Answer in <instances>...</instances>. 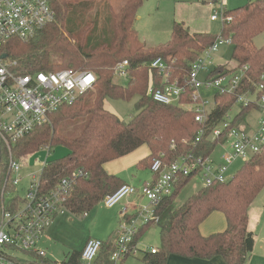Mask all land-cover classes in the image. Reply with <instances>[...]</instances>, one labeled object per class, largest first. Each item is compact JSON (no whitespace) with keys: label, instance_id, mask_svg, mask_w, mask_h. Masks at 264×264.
Here are the masks:
<instances>
[{"label":"trees","instance_id":"1","mask_svg":"<svg viewBox=\"0 0 264 264\" xmlns=\"http://www.w3.org/2000/svg\"><path fill=\"white\" fill-rule=\"evenodd\" d=\"M144 1L125 0L115 13H106L101 27V13L98 8L94 9L98 6L95 0H49L54 11L50 24L27 41L12 38L0 48V57H6L9 71L16 76L70 69L89 71L96 77L93 90L59 108L48 117V123L37 126L12 146L13 157L18 161L44 147L66 148V156L46 162L41 169L40 190L46 192L60 179L71 177L78 170L86 172L88 178L77 179L64 204L66 211L72 214L87 213L123 185L117 176L105 171L104 165L142 146L148 148L149 155L139 164H146L149 169L158 153H162L164 165L186 155L208 158L220 139L209 141L207 136L235 107L236 96L257 92L256 98H259L256 89L259 85L264 92V45L260 48L252 45L264 32V0H250L227 10L225 15L231 21L222 25L218 36L190 34L182 23L176 22L169 41L151 48L138 39L134 30L136 13ZM218 39H230L231 60L236 67L230 70L215 66L207 77L240 74V70L243 73L233 94L214 95L213 106L208 107L203 124L195 122L194 113L181 106L191 103V90L180 99V104L162 105L152 100L147 93L149 86L160 88L162 85V77L150 68L155 59L165 62L170 81L178 80L183 84L190 65ZM124 60L128 62L129 73L126 87L114 82V67ZM134 96H138L137 114L129 121L119 119L104 108L107 98L129 100ZM237 108L231 128H240L248 112L256 106ZM82 120L85 121L82 131L72 137L75 129L72 123ZM200 131L202 139L194 143ZM3 152L0 145V217L2 206L13 211L22 203V198L14 197L5 205V194L10 193L6 189L13 185L12 173L8 174L7 164L2 160ZM192 179L193 175L177 182L173 194L155 208L157 221L142 226L130 246L136 247L147 228L155 224L160 250L144 255L143 261L150 256H153L152 264H165L170 256L197 261L221 257L225 264H244L254 246V236L247 230L248 209L264 188V151L245 161L230 181L202 187L181 206H176L175 199ZM213 212L224 215L226 229L203 237L199 226ZM117 236L115 231L110 241L102 242L96 257L102 256V264H110ZM80 256L81 252L73 251L56 263L33 255L23 264H82Z\"/></svg>","mask_w":264,"mask_h":264},{"label":"built area","instance_id":"2","mask_svg":"<svg viewBox=\"0 0 264 264\" xmlns=\"http://www.w3.org/2000/svg\"><path fill=\"white\" fill-rule=\"evenodd\" d=\"M225 1H220L221 4L210 18L212 21L219 20L222 25L231 21V18L225 15L227 11ZM53 19L54 11L49 0H0V48L12 38L21 41L33 38ZM230 43V39H218L203 52L200 59L190 65L189 74L183 84L178 80L170 81V72L165 62L160 58L155 59L150 68L162 77V85L160 88L149 86L148 95L156 103L175 105L180 104V99L191 90L188 110L194 113L195 122L203 124L208 112V102L202 99L201 90L231 95L236 91L242 76L243 72L240 70V74L207 77L210 73L209 66L212 65V56L218 47ZM202 73L207 74L203 80L199 77ZM114 74L127 79L128 62L124 60L117 63ZM95 83L96 77L92 72L70 69L16 76L9 71V64L0 57V145L7 154L13 186L19 183L20 164L12 155V146L37 126L48 123V117L59 108L72 104L79 96L93 90ZM256 89L260 95L255 101L253 98L249 99L253 95L245 93L237 95L235 101L236 107L249 104L258 107L257 103L261 105L258 108L263 111V117L258 121L256 131L248 133L240 128H231L234 115L230 116V111L225 120L207 136L209 141L220 139L221 143H229L228 149L221 156V163L214 164L210 156L201 159L186 155L164 165L163 155L159 153L150 166V171L154 175L153 180L139 187L123 184L115 192L104 197L101 203L106 208H113L131 197L137 198L132 204V211L124 207L119 213L120 222L116 229L118 236L110 256L111 264H119L127 257L136 255V247L130 246L134 236L142 226L157 221L155 208L164 198L173 194L175 185L182 177L199 176L202 187L216 183L224 184L233 178V175H229L228 169L236 160L245 162L264 151L263 86L259 85ZM202 134V131L198 133L194 143L202 139ZM44 148L49 150V147ZM40 174L38 177L29 176L31 181L28 189L16 210L8 211L2 206L0 264L20 263L19 256L14 254L15 251L45 258V253L37 248L39 240L54 217L66 211L64 204L77 179L88 178L86 172L78 170L71 177L60 179L43 193L40 190ZM144 199L147 200V204L142 203ZM101 246L102 241L98 239L87 240L81 250V263L93 264ZM150 253L155 254L156 249H152Z\"/></svg>","mask_w":264,"mask_h":264},{"label":"rangeland","instance_id":"3","mask_svg":"<svg viewBox=\"0 0 264 264\" xmlns=\"http://www.w3.org/2000/svg\"><path fill=\"white\" fill-rule=\"evenodd\" d=\"M125 0H95L98 6L94 7L100 10L101 16L99 23L100 26L103 27L106 13L112 12L115 13L117 9L124 3ZM209 1V0H203ZM248 0H240L237 5H244ZM184 3L191 4L193 0H145L142 6L138 9L136 13V20L134 22V30H137L138 36L142 41H146L151 43L154 46H158L161 44H165L170 39V33L174 21V17L177 11L179 14V8ZM231 2L226 0L225 6L227 9H234L233 6H228ZM238 6V7H239ZM93 9V10H94ZM195 8L191 7L190 11L185 12L183 14H192L193 17L198 19H203L205 16V12L203 10H194ZM212 16V15H211ZM210 16V18H211ZM210 31L214 33L213 35L218 36L221 33V23L214 22L211 26ZM261 36L257 37L255 40V44L258 46L261 45L262 42ZM231 44L223 45L218 47L217 52L214 57H220L223 59V62L229 64L228 66H223L226 69H234L231 67L233 65V61L231 60ZM213 68V66H212ZM202 78V76H201ZM114 82L117 85L122 87H126L127 79L121 78L118 76H114ZM206 90H201V96L204 101L208 102V107L211 108L213 106V97L215 92L212 90H208V92H204ZM257 92L250 96L249 99L253 98L256 100ZM138 101V96H134L129 100L123 99H105L104 100V108L110 113L117 116L119 119L123 121L131 120L137 114L136 104ZM258 107L261 105L257 103ZM184 109L188 110L189 107L186 104H182ZM235 106V105H234ZM242 106V105H240ZM247 106H250L247 105ZM256 106V105H255ZM256 106V109H252L248 112L245 117V123L251 127V129L257 128L258 121L263 117V111L260 110ZM238 108L235 106L230 113V116H233L237 113ZM75 124L74 132L72 133V137H76L82 131L85 121H77ZM244 124L240 127L242 129ZM216 145L215 149L212 152V159L217 161L220 158V155L223 154L228 149V142L221 143ZM68 151L66 148L62 146H52L49 147V150L46 148H41L31 156L26 157L24 160H20V171L18 174L19 183L17 186H13L12 188L8 185L6 191H10V193L5 194V205L14 198L18 197L23 198L26 189L28 188L30 177L34 175L38 177L42 166L46 162L56 161L63 156H66ZM159 154V153H158ZM157 154V155H158ZM260 154V153H259ZM12 155L15 154L12 152ZM258 155V154H256ZM4 162L7 164V172L11 176V172L8 167V160L6 152H3ZM255 156V155H254ZM157 157V156H156ZM155 157V158H156ZM154 158V159H155ZM247 161V160H246ZM153 160L151 161V163ZM244 162L241 160L235 161L229 167V173L232 175L236 174V172L241 168ZM17 177V176H16ZM200 178L199 176L194 177L186 186L180 191L175 202L178 206L182 205V203L190 197L195 189L199 186ZM122 202V201H121ZM144 204H147V200H143ZM251 207L255 208H263L264 209V188L257 195ZM86 217H83L84 214H72L68 211H65L62 214H58L56 220L48 227L47 229V245L45 246V250L48 252V257L53 262H62L68 253L72 251L80 252L86 240L89 238H96L104 240L107 239L110 231H113L117 225L111 223L113 218L115 217V209L106 208L102 203L97 204L93 209L88 211ZM213 218L207 217L203 224H209L210 220ZM112 227V229H111ZM160 238L158 233V228L155 224L150 225L145 233L141 236V238L137 242L136 250H150L151 248H156L160 250ZM15 255L23 256V252L15 251ZM137 259H139L142 255V252L136 253ZM135 262L134 259H129L126 261V264Z\"/></svg>","mask_w":264,"mask_h":264},{"label":"crops","instance_id":"4","mask_svg":"<svg viewBox=\"0 0 264 264\" xmlns=\"http://www.w3.org/2000/svg\"><path fill=\"white\" fill-rule=\"evenodd\" d=\"M220 1L221 0H209V1L193 0V3H191V4L184 3L180 7H178V4H180V2H178L176 8H179V14H177V11H176L173 24L176 22L182 23L184 25V27L188 29L190 34L207 33V34L213 35L214 33H212V31H210L211 26L214 22H220V21L219 20L212 21L210 19V16L213 14V12L216 9H218L219 5L221 4ZM229 1L231 3L228 4V6H230L231 4H232L231 6H233V8H237L239 6L237 4H239L240 0H229ZM248 1H250V0H248ZM224 5H225V3H224ZM191 7L195 8L194 10H203L205 12L204 18L198 19L196 17H193L191 13L190 14H183L185 12L190 11ZM225 8H226V6H225ZM226 10H230V9L226 8ZM221 28H222V23H221ZM135 32H136L138 39L142 43H144V45L146 47H148V48L156 47V46L152 45L151 43L146 42L145 40L142 41L139 38L136 29H135ZM259 36L263 37L262 38L263 43L258 46L257 44H255V40ZM259 36H257L252 41V45L256 48H260L264 45V32L262 34H260ZM214 56H215V54L212 56V65L209 66V69H211L212 66L215 67V66H225V65L228 66L229 65V64L224 63L223 59L220 58L219 56L218 57L217 56L214 57ZM231 67L234 68V67H236V65L233 63V65H231ZM201 76H202V78H201ZM205 76H206L205 73H202V74H200L199 77L201 80H203L205 78ZM204 92L206 93L208 91L206 90ZM200 95H201V93H200ZM242 129L248 133H253L254 131L257 130V128L251 129V127L248 126L245 122H244V126ZM148 155H149L148 148H146V146H142V147L138 148L137 150H135L134 152H132V153H130V154H128L122 158H119V159H116V160H113V161L106 163L104 165V169L108 174L117 176L121 180L122 184L131 185L134 187H139L142 184H144L145 182L151 181L154 179V175L151 173L149 166H147L146 164H141V165L139 164V162L142 161L143 159L147 158ZM221 156H222V154L220 155V158L217 161L213 160L212 156H210V159L213 161L214 164H219V163H221L220 162ZM228 173H229V169H228ZM229 175H232V174L229 173ZM199 182H200V184L195 189L194 193L202 188V183L200 180H199ZM135 201H137V198L131 197L128 200H123L118 205L113 207L115 209V217L113 218V221H111V223L114 224L116 222L117 225L114 229H112V227H111V229L113 231H110V233H109L107 239H105V241L101 240V239H98V240H100L102 242H106V241H108V240L110 241V239H112L114 232L116 231L118 224L120 222V219H119L120 211L124 207H127L129 210L132 211V204ZM142 203H143V201H142ZM175 205L178 206L176 204V202H175ZM113 208H111V209H113ZM57 216L58 215H56L54 217L51 224L56 220ZM211 216H213V218L210 220L209 224H203V222H202L199 226V232L203 237H208V236L213 235V234L222 233L226 229V219L222 213L213 212L208 217H211ZM83 217H86V216L83 215ZM47 229H46L44 235L42 236V238L39 240V242L37 244V248L45 253L46 259H49L48 252L45 250V246L47 245ZM247 230L249 232H251L254 236V246H253V250H252L250 256L248 257V259L246 260V262L244 264H264V209L263 208H255V207L253 208L251 206L249 207ZM89 239H96V238H89ZM85 243H84V245H85ZM84 245H83V247H84ZM136 247H137V245H136ZM82 248H81V250H82ZM152 249H156V248H151L150 250H136L138 252V254H139V252H142V255L139 259H137L138 255L129 256L126 259H124L123 261H121L119 264H126V261H128L129 259H132V260L134 259V261H135V262H132L129 264H152L151 259L153 256H150L149 260L143 261L144 255H151L150 251ZM156 251H158V250L156 249ZM22 255L26 256V257L19 256V260H20L21 264H23V262L29 261L31 259V256L33 257V255H35V254L23 253ZM101 259H102V256L99 255V257L93 263L94 264H102ZM50 261H52V260H50ZM109 262H110V259H109ZM17 263L20 264L19 262H17ZM17 263H14V264H17ZM56 263H60V262H56ZM165 264H225V262L221 257H214L208 261H197V260H191V259H184V258L176 257V256H170L167 258Z\"/></svg>","mask_w":264,"mask_h":264},{"label":"water","instance_id":"5","mask_svg":"<svg viewBox=\"0 0 264 264\" xmlns=\"http://www.w3.org/2000/svg\"><path fill=\"white\" fill-rule=\"evenodd\" d=\"M6 57L5 56H1V59L4 60Z\"/></svg>","mask_w":264,"mask_h":264}]
</instances>
